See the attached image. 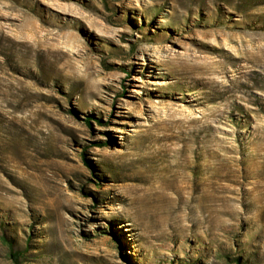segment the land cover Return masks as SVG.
<instances>
[{
  "label": "rangeland",
  "instance_id": "374dc122",
  "mask_svg": "<svg viewBox=\"0 0 264 264\" xmlns=\"http://www.w3.org/2000/svg\"><path fill=\"white\" fill-rule=\"evenodd\" d=\"M0 139V264H264V0H0Z\"/></svg>",
  "mask_w": 264,
  "mask_h": 264
},
{
  "label": "bare ground",
  "instance_id": "6f19581e",
  "mask_svg": "<svg viewBox=\"0 0 264 264\" xmlns=\"http://www.w3.org/2000/svg\"><path fill=\"white\" fill-rule=\"evenodd\" d=\"M12 144L14 145V147H16L18 149V147L16 146L15 143L12 142ZM7 148H8V144L6 143V141L0 139V149L5 151V149H7ZM18 151H19V149H18Z\"/></svg>",
  "mask_w": 264,
  "mask_h": 264
}]
</instances>
